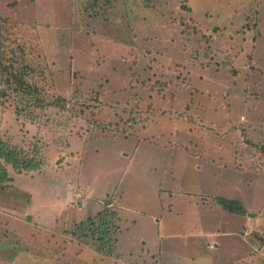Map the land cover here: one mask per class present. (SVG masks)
<instances>
[{"label":"rangeland","instance_id":"1","mask_svg":"<svg viewBox=\"0 0 264 264\" xmlns=\"http://www.w3.org/2000/svg\"><path fill=\"white\" fill-rule=\"evenodd\" d=\"M110 1L0 0V63L67 110L0 99V136L44 162L0 193V264H264V0ZM107 204L113 257L65 235Z\"/></svg>","mask_w":264,"mask_h":264},{"label":"trees","instance_id":"2","mask_svg":"<svg viewBox=\"0 0 264 264\" xmlns=\"http://www.w3.org/2000/svg\"><path fill=\"white\" fill-rule=\"evenodd\" d=\"M93 1L92 3H88L89 5L86 11L92 10L96 12L99 7L102 11L106 12V8L111 5L110 0H104L103 6L105 7L100 5L99 0ZM257 33L259 34V32ZM206 40H209V38L206 37ZM11 62L12 59L8 58L3 59L0 63L1 101L8 102L12 100L14 102L16 114L19 117H25L31 120L33 123L42 121V116L44 114H49V111L52 109H58V114L60 116H62V114L66 115L67 110L64 109V100L58 98V101L47 102L37 90V87L25 79L30 76V67H24L22 64L18 65V61L15 62V65L10 64ZM227 64L229 63L226 61V68ZM160 86L166 88L168 84L161 83ZM260 96L264 97V94ZM1 103L5 107V104L3 102ZM38 110L41 112L38 113ZM47 120H49V117ZM247 144L249 146V153L257 151L258 145L252 140H248ZM259 152L260 156L264 157V148H261ZM38 153L39 152L34 151L32 153L33 156L29 155L25 150L7 141L3 136H0V193L11 191L12 188H14V177L12 173L16 175H30L35 171L41 170L44 162L35 157L34 154ZM234 168L236 170L247 169L242 164H238L234 166ZM248 168L252 171H261L264 173L262 170L264 169V162H252ZM215 201L227 213L238 216H247L249 214L245 205L240 201L221 198L219 196L215 197ZM119 222L120 217L118 212L116 210H111L107 204L105 209L99 212L95 217H90L82 222L73 221L72 223L76 224L74 229L66 231L65 235L71 241H77L92 248L100 256L113 257L117 253V235L120 232ZM254 236L264 244V238L259 233L255 232Z\"/></svg>","mask_w":264,"mask_h":264},{"label":"crops","instance_id":"3","mask_svg":"<svg viewBox=\"0 0 264 264\" xmlns=\"http://www.w3.org/2000/svg\"><path fill=\"white\" fill-rule=\"evenodd\" d=\"M134 221H136V220H134ZM134 223H135V222H134ZM134 223H133V224H134Z\"/></svg>","mask_w":264,"mask_h":264}]
</instances>
